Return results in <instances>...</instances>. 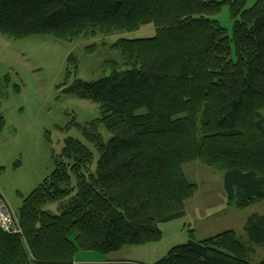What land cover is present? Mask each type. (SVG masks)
<instances>
[{
    "label": "trees",
    "instance_id": "obj_1",
    "mask_svg": "<svg viewBox=\"0 0 264 264\" xmlns=\"http://www.w3.org/2000/svg\"><path fill=\"white\" fill-rule=\"evenodd\" d=\"M225 5L232 37L214 19ZM246 5L0 0V35L14 39L71 41L156 28L152 38L118 41L121 63L112 62L98 80L76 78L66 90L100 108V118L80 127L94 150L66 140L53 173L23 201L22 234L0 228V264H75L80 251L110 254L160 242V226L185 217L197 192L183 170L193 162L222 173L225 192L238 207L264 200V0ZM55 203L58 214L47 209ZM244 233L251 244H263L264 215L248 217ZM249 250L229 230L191 238L154 264H252Z\"/></svg>",
    "mask_w": 264,
    "mask_h": 264
},
{
    "label": "rangeland",
    "instance_id": "obj_2",
    "mask_svg": "<svg viewBox=\"0 0 264 264\" xmlns=\"http://www.w3.org/2000/svg\"><path fill=\"white\" fill-rule=\"evenodd\" d=\"M256 1L247 0L246 8ZM214 19L233 36L229 6H223ZM155 35L154 25L111 35L81 36L71 41L49 35L26 39L0 35V118L4 121L3 126L0 119V191L17 216L24 199L53 173L55 159L60 158L66 140L74 138L87 144L80 127L101 117L97 104L69 95L68 87L76 78L98 80L110 72L112 62L121 63L123 57L114 47L121 39ZM100 133L105 139L110 138L105 126H101ZM183 170L198 189L186 203L185 217L160 226V242L126 246L110 254L80 251L75 264H102L112 258L154 264L191 238L205 240L229 229L247 246H252L248 260L261 264L264 243L251 244L243 229L248 217L264 215V200L246 208L238 207L225 192L222 173L201 162L187 164ZM47 209L59 213L57 203Z\"/></svg>",
    "mask_w": 264,
    "mask_h": 264
},
{
    "label": "built area",
    "instance_id": "obj_3",
    "mask_svg": "<svg viewBox=\"0 0 264 264\" xmlns=\"http://www.w3.org/2000/svg\"><path fill=\"white\" fill-rule=\"evenodd\" d=\"M0 228L9 234H22L19 218L0 191Z\"/></svg>",
    "mask_w": 264,
    "mask_h": 264
},
{
    "label": "crops",
    "instance_id": "obj_4",
    "mask_svg": "<svg viewBox=\"0 0 264 264\" xmlns=\"http://www.w3.org/2000/svg\"><path fill=\"white\" fill-rule=\"evenodd\" d=\"M261 215H263V214H261ZM229 230H231V229H229ZM234 230V229H233ZM243 232H244V229H243ZM79 255V254H78ZM77 255V256H78ZM95 261H98V262H104V261H101V259H97V260H95ZM117 261H125V260H118V259H107L104 263H107V262H117Z\"/></svg>",
    "mask_w": 264,
    "mask_h": 264
}]
</instances>
